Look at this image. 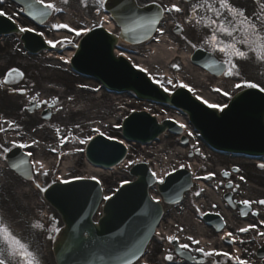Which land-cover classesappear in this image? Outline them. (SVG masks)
I'll return each instance as SVG.
<instances>
[{
	"label": "rangeland",
	"instance_id": "obj_1",
	"mask_svg": "<svg viewBox=\"0 0 264 264\" xmlns=\"http://www.w3.org/2000/svg\"><path fill=\"white\" fill-rule=\"evenodd\" d=\"M151 1L156 0H141L143 3H149ZM141 3V4H143ZM90 0H83L80 5V10L78 9V6L72 8L74 13H78L79 15H82L83 17L88 18V13L90 12ZM53 23H50L48 26L56 29L53 27ZM84 28L78 27V29ZM58 35L54 37V39L59 38L62 39L60 36H63L64 34L60 31L57 32ZM173 40V38H170ZM168 42V41H163ZM155 42H153L154 44ZM176 43V42H175ZM73 44V43H72ZM65 52L62 55L63 60L59 61L57 59H54V57L44 58L39 57L33 60L28 59H22L23 54L21 51H12L9 47H0V65L2 66V70H6L9 67H12L16 64H21L24 66V69L27 73L28 78L31 79V81L35 84L36 87V93L41 92L43 98H48L46 96L50 95L52 97L60 96L65 98V104L68 99H73V102H67L68 104L64 108V112L61 111L57 117V119L54 120V122H63V124L70 122L71 119H69L70 114L76 110H78V119L73 122L74 124H78V140L75 141L77 145L76 152L74 156H72L70 159L63 161L62 167L58 171H53L50 167V162H52L51 159H42L45 163L44 166L41 167V170L36 175V184H42L43 186H48L52 184L57 177L63 176V178H69V179H76V177H96L99 179V181L102 182L105 193L107 196H111L117 188L123 184L124 182L130 181L131 178L128 174V171L126 170V167L119 168L117 170L112 171H95L92 170L91 167L87 164L84 158L83 151L84 149L80 147L83 146L82 143H80L81 140L89 139L92 135L104 132L105 134L112 136V137H118L120 135V131L118 130L119 126L121 125L123 119L132 111L134 110H141L142 108L140 106H137V104L134 102V98L129 95H123V96H109L105 92H102L101 89L98 91L97 94L92 93L95 91V89H99L98 85L91 81L86 80L83 78H78L74 74H72L71 69L68 67V65L65 63V56L71 53L73 46H66ZM130 52H143L145 51V48H130L128 49ZM188 46L187 44H182L180 46V52L187 51ZM244 51H247L248 49L243 48ZM119 52H127V50H124L122 48H119ZM150 51L146 50V53L144 56H147V59L145 57V60L143 63L144 65L149 67L150 76L161 83L164 84L166 88H169L170 90L175 89V85L179 83L187 84L195 89H202V90H208L209 83L213 84V81L209 78H206L202 80V76L200 72L196 70H192L190 66H184L181 65L178 61H175L172 63L169 68L168 64L161 63L159 60H155V58H152L153 56L149 57ZM172 65H178L183 66L178 72L174 71ZM244 71L246 76L243 79L244 81L257 83L260 87H264V62H260L258 60L255 61L254 64H250V61L247 63H244ZM166 72V73H163ZM167 73H169L168 77ZM171 79L172 84H168L167 81ZM49 81V82H47ZM54 83V84H52ZM78 84V86H77ZM78 87V88H77ZM169 90V91H170ZM1 95V94H0ZM4 98H2V101L4 103H8L9 100L7 99V96L1 95ZM69 97L68 99H66ZM70 101V100H69ZM210 103L223 106L225 104V101L221 99H209ZM77 104V108L76 105ZM142 110H149L152 113H156L158 118L163 120L165 117H176L180 116L178 113H176L173 110H169L166 107L163 106H145ZM68 112L70 113L68 115ZM47 125V124H44ZM95 129H98L99 132L95 131ZM41 136L40 141H35L37 143V150L38 153L41 154V157L43 158V148L46 146L45 143V137L41 133H39ZM54 137V136H53ZM191 147L200 148L206 153H208V150L205 148L203 144L197 139V136H194L191 138ZM85 144V143H84ZM55 144H53V147ZM158 151L160 152L159 158H160V166L163 170V172L166 174L169 172H172L173 170L178 169L181 165H190L192 168H198L202 166V164L198 161V164H195L194 160H189L187 157V151L188 148H185L180 145L179 140L177 138H174L170 135H166L163 138H161L157 143L153 144L152 146H149L147 148H140L138 146H132L131 147V153L129 156V165L139 162L141 160H148V158L152 157L148 151ZM74 153H66V156H70ZM197 161V160H196ZM67 163V167L64 169V164ZM204 166V165H203ZM44 170L47 173V175H44ZM64 170V171H63ZM9 177V176H8ZM10 179V177H9ZM7 178H1L0 182H6L8 188L6 190L0 189V192H6L9 198L11 199V205L16 207L18 209L25 212L27 203H30V206H37L36 200L37 198H40L38 193H31V190H26V196L25 200H21L17 198L16 195V188L13 187V184L15 181L12 179ZM30 191V192H29ZM154 197L158 198V193L154 189L153 190ZM1 204L7 208L8 205L1 202ZM24 208H23V207ZM166 219H164L163 224V230L166 232L174 233L175 228H177L175 223V217L177 216V210H175L172 207H166ZM19 211V210H18ZM30 211V210H27ZM12 213V212H10ZM182 217H191L186 210H184V214ZM13 214V213H12ZM31 214V211L28 212V215ZM50 215L52 217H56V213L50 208ZM177 218V217H176ZM168 221H171L169 223ZM181 223V222H180ZM182 224V223H181ZM184 228H187L186 225H183ZM188 230V229H187ZM194 231V229L190 230ZM176 233V232H175ZM182 234H184V230L181 231ZM158 239L162 238L161 236L157 237ZM167 243V248L169 247L168 243L169 241L165 238L162 239ZM156 242V241H155ZM157 246V243H154L153 248ZM165 249L162 254L160 261L164 258L165 254L168 252V249ZM149 261L154 262L151 260V257ZM164 264L165 262L162 261Z\"/></svg>",
	"mask_w": 264,
	"mask_h": 264
},
{
	"label": "snow or ice",
	"instance_id": "obj_2",
	"mask_svg": "<svg viewBox=\"0 0 264 264\" xmlns=\"http://www.w3.org/2000/svg\"><path fill=\"white\" fill-rule=\"evenodd\" d=\"M39 3H44V0H37ZM64 3H67V0H63ZM98 3V9H102L105 7L107 0H97ZM201 7H204L206 12H211L213 15L212 17H205L201 18V20H198L197 23H201L202 20L206 19L207 24L205 26L210 27L212 29V34L210 36V39L207 41L208 43H211L213 47L218 48V50L221 53H224L227 56V59L224 61V63L227 65V68L224 72L227 76H238L239 72L237 70V65L233 62V57L240 58V59H247L248 58V52L242 51L238 45H244L247 47L248 51L255 53V57L258 61L264 62V14H261L259 16L253 15L249 16L246 14L244 9L238 8L234 6L232 3H230V0H204L203 4L200 5ZM45 9H51L52 11H61V9L57 8L54 3H47L44 5ZM175 9V11L180 12L181 9L173 5L171 8L166 9L167 11H172ZM41 11L38 14L34 12H30L29 15L40 17L48 15L47 11ZM123 11V9H121ZM195 8H193V14L195 13ZM227 13L228 15L225 16L224 13ZM3 12H0V15H3ZM160 14L157 13V16ZM231 17V20L228 19V17ZM214 17V18H213ZM11 19V17H9ZM119 19V18H117ZM137 25L140 28H144L146 30H151L154 28L159 21L156 19V17H152L148 20L147 24L142 23L141 20H136ZM103 27V24L100 25ZM53 27L60 29V28H68L69 31H76V35H81V32H87L91 31V29H83V30H75L72 28H69L67 24H56L53 25ZM127 30H134V29H127ZM158 31H161V34H163L162 29H157ZM20 32H31L34 31V29L31 28H25L21 27L19 29ZM217 33L223 34L224 36H227L231 38L229 41H224L219 39ZM39 35H43V33H39ZM66 43H72L71 40L65 39ZM47 43L52 45L53 47L56 46V42L54 43L51 40H48ZM195 47V45H193ZM121 55H123V52H121ZM174 68H178V65H172ZM142 71H145V69L141 68ZM14 75L23 76V73L20 72L18 69H11L8 71L7 76L13 77ZM11 82V81H6ZM157 83L160 84V87L164 89L165 92H169V89L164 87L163 83H160L157 81ZM168 84H172V80L169 79L167 81ZM247 87V88H259L260 91L264 92V87H260L257 83H252L248 81H244L243 84L237 83L235 85L236 88L241 87ZM175 87H181V88H188L189 91H193L191 87L184 83H179L175 85ZM219 91V89H217ZM224 95H228L227 92L224 93ZM198 100L201 99L200 96L196 97ZM204 103H207V101H204ZM209 107L212 108H219L220 111H223L224 107H227V105H224L223 107L215 104H209ZM10 127L14 125V122L8 121L7 122ZM180 127H185L183 124H180ZM5 129L3 127H0V131H4ZM97 132H99L98 129H96ZM100 135H104V133H99ZM191 135V133H189ZM111 139V137H109ZM80 143H88V140H81ZM123 143V141H121ZM13 147H27V145L19 144L17 145L15 142H13ZM10 149L4 148L3 152L8 153ZM31 155V153H29ZM24 161L21 160L17 164H13L12 167L19 168L21 164H23ZM42 167V165H41ZM183 167V165L181 166ZM259 167L264 168V164L259 165ZM227 175V173H225ZM44 175H47L45 172ZM154 177L157 176L155 172L152 173ZM170 175V174H166ZM210 176L213 174H209ZM76 179H93L96 180L97 183L100 181L97 180L96 177H76ZM243 179V177H241ZM159 183L163 184L165 182L164 177H158ZM63 183H69L68 180H63ZM127 183V182H125ZM39 188L40 186L37 185ZM41 191H46V189H41ZM196 195H199V192L196 193ZM105 200L110 199V197L105 196ZM154 199V198H153ZM158 203V201H157ZM243 204L249 205L250 202L245 200L242 201ZM260 204H264V200L259 201ZM36 227H42L40 225H36ZM52 231L55 234L60 233V228L53 225ZM239 231L241 232H247L249 231V228H241ZM87 235V233H85ZM229 237L232 236L231 233L227 234ZM260 235L264 236V232H261ZM55 235L50 236L49 239H55ZM167 240L169 243H172L174 241L178 242L179 238L176 235H170L167 237ZM187 240L190 241L192 244H197L199 241L195 240L192 236H188ZM0 264H40V260L37 257V255L30 250L28 244L21 241V239L17 238L9 229V227L0 220ZM190 245L188 243H180L179 249L180 250H188ZM138 251V250H137ZM196 252L202 253L204 256H210V255H223V256H229L228 253H219V252H211V251H205L204 248H197L195 249ZM130 259L126 261V264H133V259H139L136 255V251H133L131 253ZM232 259L237 261V264H247L246 261L240 259L239 257H231ZM167 261H172L173 256L167 255L165 257Z\"/></svg>",
	"mask_w": 264,
	"mask_h": 264
},
{
	"label": "water",
	"instance_id": "obj_3",
	"mask_svg": "<svg viewBox=\"0 0 264 264\" xmlns=\"http://www.w3.org/2000/svg\"><path fill=\"white\" fill-rule=\"evenodd\" d=\"M98 42L101 45V51H98V52H95L93 49L89 48L87 45L83 46L82 48L83 50H81V52L75 59V65L77 64L76 68H78L81 71L84 70L85 72L95 74L99 76L102 80H104L106 83H109L112 85H115L119 82H123L126 86L136 87L141 92H146V91L141 90L142 87L146 88V90L150 89V86L146 83V81L142 77L136 76L135 74H133L126 65L122 63H117L114 61L112 57V52L110 49L111 44L112 43L114 44L113 39H109L108 37L102 36L98 38ZM114 73L117 74L118 80L113 78ZM150 92H153V90H150ZM148 94L150 93L148 92ZM245 99L246 97L243 100ZM240 105H243V114L239 121L240 122L244 121L245 126L247 127L248 125L249 131L253 133L255 132L254 136L256 138H264L263 127L260 122L261 112L264 109V100L260 98L258 101H256L252 105H249L247 107L248 114L244 112L245 106L243 102H241ZM256 110H259L258 115L255 112ZM253 116H257V120L251 119L250 122L246 124L247 120L249 118H252ZM132 120L133 119L129 120L128 123H135V121L134 120L132 121ZM142 123H144V126L146 127L145 129L149 130L148 134H146V138L151 139L159 133V130L156 126L150 129L148 125H145L147 124L146 120H143ZM145 129L141 130V132H144ZM130 131L131 130L128 127L127 133L130 134ZM95 149L96 148L92 146L90 150H88L90 159L93 158V156L95 155ZM110 158L111 157H109L108 159H104L106 162L105 164H107V166H110L113 164L111 162L110 163L107 162L110 160ZM138 186H144L143 189L145 192V184L143 182H140V183L138 182L136 187ZM142 196L143 198H146L145 194ZM96 200H98V197L96 198ZM149 206L151 205L149 204ZM62 212L64 211L62 210ZM131 213L132 212L125 213L122 216V220H129V215ZM65 220L68 224L69 230H72L73 226L71 225V222L69 221V219H65ZM64 239L66 240L67 247H78L79 248L83 243V237L75 239L71 236L70 232H68L64 236Z\"/></svg>",
	"mask_w": 264,
	"mask_h": 264
},
{
	"label": "bare ground",
	"instance_id": "obj_4",
	"mask_svg": "<svg viewBox=\"0 0 264 264\" xmlns=\"http://www.w3.org/2000/svg\"><path fill=\"white\" fill-rule=\"evenodd\" d=\"M152 51L153 53L156 54L155 56V60H159L160 62H164L165 60H170L171 58L174 57V51L171 48L170 50L168 48H165V46L162 47H152ZM182 57H184L183 62L188 64V60H189V56L188 54H183ZM179 125L183 124L185 127H183L186 130V124L182 121V120H177L176 121ZM150 164L152 165V170L153 172H155L156 174H159V160L156 158V156L154 157V161H151ZM35 167L37 168V165L35 163ZM163 173L158 176V177H162Z\"/></svg>",
	"mask_w": 264,
	"mask_h": 264
}]
</instances>
